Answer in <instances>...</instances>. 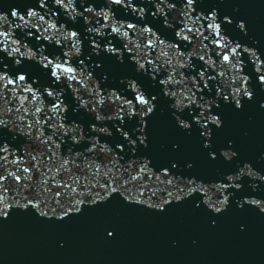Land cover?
Listing matches in <instances>:
<instances>
[{
    "label": "water",
    "instance_id": "obj_1",
    "mask_svg": "<svg viewBox=\"0 0 264 264\" xmlns=\"http://www.w3.org/2000/svg\"><path fill=\"white\" fill-rule=\"evenodd\" d=\"M156 2L157 0H132L137 9L144 8V13L141 14L123 5L110 4L109 0H73V6L80 7H76V11L70 14L65 8L55 4L54 0H47L44 7L40 6V0H0V32L9 38V45L15 40L17 44L11 46L18 45L20 52L24 53L23 56H8L6 51L0 52V65L11 61L9 75L11 69H22V74L26 77L23 83L31 86L39 97L37 104L43 109L41 117H51L43 129L44 135H52L53 140L60 145L59 148L53 146L57 152V162L61 158L75 157L76 164L80 165V169L73 168V172L81 176V190L84 185L83 177L89 173V170L84 168L85 157L87 156L89 161L95 158L97 163H107L111 159L110 154L100 152L99 149L95 153H89L84 145H91L98 138L101 145L112 147L120 138L117 131L118 122L114 118L119 101L114 103L107 97L114 90H118L121 99L130 98V94H134L133 90L127 87V79L123 80L124 86L121 87L113 78L105 80L106 73L100 75L93 71L97 60L93 41L101 50L106 47L118 49L117 63H135L131 57L135 52L142 56L146 51L143 45L147 42L148 34L143 29L149 27L167 44H179L185 55L192 53V63H204L198 60L202 37L193 36L189 42L182 40L177 34L186 23H190L181 14L183 6L179 0L176 8L169 9L165 4L161 6V12L153 15ZM84 5H90L93 11L79 15ZM204 7L215 9L221 20L228 15L234 21L232 26H226L229 39L239 40L242 48L255 47L257 54L264 55V0H206ZM13 11L16 15H13ZM30 11L36 12L37 15L29 16ZM99 13H107L109 20L106 21ZM41 16L44 17L43 20H40ZM240 20L247 25V35L235 28V22ZM45 22L54 23L59 31L45 32ZM130 23L135 24L136 28L127 29V37L111 29V24ZM201 23L206 25L208 22ZM124 30L122 28L121 32ZM73 31L77 33L75 39L79 41V51L73 48L72 39L65 38ZM204 34L208 35V31ZM211 39L212 37L203 41L210 48ZM136 45H140V48ZM128 48H132L133 53H129ZM44 57L54 64L67 61L78 73L83 69V79L86 80L88 88L81 87L75 81L57 79L52 75L54 68L45 67L42 63ZM124 57H128V60H124ZM17 58L20 59V64L15 63ZM212 58L218 60L215 55ZM237 58L241 62V75L248 77L253 89V99L243 101L242 111L227 108L223 110V127L215 132L214 142L218 146L231 142L240 159L248 161L264 175V107H261L264 104V86H260L253 78L258 73L257 66L252 63V56L241 52ZM261 59H264V56ZM105 65L111 67L112 61L105 60L101 67ZM204 67L208 68V65L205 64ZM191 70L188 67L183 69L185 72ZM196 70L199 71V68ZM213 70L209 68V71ZM89 72L92 73L90 79L87 76ZM113 73L118 76L121 70L115 69ZM163 75L164 72L161 71L157 79ZM229 75H232L231 71ZM108 84H115L116 88H102L101 95L106 99L102 104L95 103L98 97L91 89ZM154 85L151 71L137 81V87L141 90L144 87L151 90ZM222 86L228 87L227 83ZM49 92L53 95H48ZM3 95L10 97L12 93L5 89ZM57 101L63 102L58 115L51 111ZM14 104L15 102L13 106ZM26 106L30 109L35 107ZM7 107L5 103L0 111L5 119L8 118ZM97 113L102 119L96 118ZM61 123L64 128L56 129L55 125ZM101 128L106 131H100ZM65 129H68L67 136L63 135ZM32 131L35 136V128ZM73 134L77 136L79 143L68 139ZM147 134L148 147L142 149V155L151 159L153 164L177 162L183 169L184 163L191 161L194 164L191 174L206 181L217 180L224 171L229 170L222 159L209 162L204 157L196 136L187 137L176 129L163 107L158 115L149 121ZM6 142L10 150L23 156L25 166L30 162L29 154L47 153V145L20 133L19 129H16ZM174 144L181 146L180 152L172 151ZM76 151L81 153L78 157L75 155ZM11 159L9 156V160ZM7 168L15 170L11 164H8ZM120 172L123 173L121 180L128 178L127 172H123V169H120ZM4 174L7 175L6 172ZM38 178L39 173H36L32 188L19 189V192L38 198L35 187ZM90 178L93 183L97 179L101 183L106 179L102 175ZM250 179L254 181L249 186L253 193L249 190L246 193H237L236 197L250 194L264 200V184L259 187L258 177ZM4 183L7 188L6 202L10 203L12 197L19 199L18 189L11 177ZM139 185L138 180L127 187L139 194ZM151 191L156 192L153 200L167 195L166 185L155 181V178L143 189L142 199L146 200ZM208 194L215 198L216 193L211 186ZM197 202L198 198L192 197L180 203L173 202L163 211H159L113 197L95 206L85 205L79 213L63 220L41 217L35 210L22 211L14 206L6 218H0V264H264V213L248 205L243 209L239 208L235 197L219 214L203 205L197 207ZM43 206L42 203L41 207ZM109 231L113 232L112 237L107 235Z\"/></svg>",
    "mask_w": 264,
    "mask_h": 264
},
{
    "label": "snow or ice",
    "instance_id": "obj_2",
    "mask_svg": "<svg viewBox=\"0 0 264 264\" xmlns=\"http://www.w3.org/2000/svg\"><path fill=\"white\" fill-rule=\"evenodd\" d=\"M46 3L47 0H40L41 7H44ZM54 3L65 8L70 14L76 11V7H80V5L73 6V0H54ZM109 3L123 5L132 8L133 11L144 13V8L137 9L132 0H109ZM179 3L183 6L181 14L190 23H186L177 34L182 40L189 42L193 36L202 37L198 60L203 61V64L192 63V53L185 55L179 44H167L149 27L143 29L148 34L147 42L143 45L146 50L143 55L141 56L139 52L133 53V49L128 48V52L133 53L131 59L135 63H117L116 53L118 49L106 47L101 50L100 46L93 41V47L97 50V60L93 71L100 75L106 73L104 75L105 80L113 78L119 82L121 87L124 86L123 80L127 79V87L131 88L134 94H130V98L121 99L118 90H114L107 97L114 103L119 101L114 118L118 122L117 131L120 133V138L112 147L101 145L98 138L95 143L84 145L89 153H95L99 149L100 152L110 154L111 159L107 163H97L95 158L89 161L87 156L85 157L84 168L88 169L89 173L83 177V190H81V176L73 172V168L80 169V165L76 164V158H61L57 162V152L53 146L59 148L60 145L53 140L52 135H44L43 129L51 117H41L40 113L43 109L37 104L39 97L31 86L23 83L26 77L22 74V69H11V75H9L11 61L0 65V111H2L5 103L8 105V118L5 119L4 115L0 114V137H3L0 139V169H2L0 171V218H6L15 206L22 211L35 210L41 217H55L58 220H63L70 215L79 213L85 205L95 206L107 202L113 197H119L129 204L142 205L159 211H163L166 206L173 202L180 203L186 199L197 197V207L203 205L217 214L224 211L235 197L239 208L243 209L245 205H248L256 207L264 213V200L255 198L250 194L236 197L237 193L249 192L250 184L254 183L250 179L252 177H258L259 187L264 184V175H261L248 161L241 160L231 142H225L223 146H218L214 142L215 132L223 127L224 122L221 119L223 110L227 108L242 111L243 101L253 99V89L249 84L248 77L241 75V62L237 57L240 56L241 52H247L252 56V63L257 66L256 71L258 73L253 78L260 86H264V59H261L264 55L257 54L255 47L242 48V43L239 40L229 39L230 35L226 26H232L234 21L228 15H225L221 20L215 9L204 7L206 0H179ZM165 4L169 9H174L177 7V0H171V2L169 0H157L156 11L152 14L156 15L161 12L163 10L161 6ZM92 11L93 8L90 5H84L79 15ZM13 15H16L15 11H13ZM36 15L37 13L34 11L29 12V16ZM99 15H103L106 21L109 20L107 13H99ZM166 16L167 13H165ZM20 18L23 19L22 16ZM39 18L40 20L44 19L43 16ZM201 21L208 23L205 25ZM45 23L47 24V27L44 28L45 32L49 30L59 31L54 23ZM122 28L125 29L123 32H121ZM135 28L136 25L131 23L127 25L111 24L112 31L124 37L129 35L127 29ZM235 28L247 35V25L244 21L235 22ZM205 31H208V35L204 34ZM189 33L193 35L190 36ZM0 37H4V39H0V52L6 51L8 56L24 55L20 52L18 45L11 46L17 44L15 40H12L9 45L7 43L9 38L4 33L0 32ZM76 37L77 33L73 31L68 33L65 38L72 39L73 48L79 51L77 47L79 41L75 39ZM210 37H212L210 40L211 48L208 44L203 43ZM136 47L140 48V45H136ZM169 49L172 51L170 52ZM206 49L208 51H205ZM213 55L218 57V60H214ZM105 60H111L112 66L105 65L102 68L101 65ZM124 60H128V57H124ZM15 63L20 64V59L17 58ZM42 63L45 67L52 66L54 68L52 75L57 79L64 78L68 81H75L81 87L88 88L86 80L83 79V69L78 73L77 69L73 68L67 61L54 64L47 57L43 58ZM205 64L208 65V68L204 67ZM185 67L192 70L185 72L183 71ZM197 67L199 71L196 70ZM209 68L214 70L209 71ZM115 69L121 70V74L114 76L113 70ZM149 71L152 73V80L155 81V85L151 90L149 87H144L141 90L137 87V81L141 76L146 77ZM161 71L164 72V75L157 79ZM230 71L232 75H229ZM87 76L90 79L92 73L89 72ZM97 78L99 79V75ZM225 83L228 85L227 88L222 86ZM104 87L116 88V85H98L95 89H91L92 93L98 97L95 103L102 104L106 99L101 95V89ZM5 89L12 93L10 97L3 95ZM48 95L53 94L49 92ZM13 102H15L14 106ZM62 103V101H57L52 106L51 111L58 115L62 110ZM26 105H35V107L30 109ZM162 107L168 112L176 129L187 137L196 136L200 149L209 162L222 159L229 170L224 171L217 180L206 181L191 174L194 169V164L191 161L185 162L183 169H181L177 162L153 164L151 159L143 156L142 149L148 147L147 129L149 121L158 115ZM96 118L102 119L99 113H97ZM50 127L52 126L50 125ZM34 128L35 136H33L32 131ZM55 128L61 129L64 128V125L61 123L55 125ZM16 129H19L20 133L39 140L41 144L47 145V153L29 154L30 162L25 166L23 156L17 155L14 150H10L6 142ZM93 129H95V124H93ZM100 131H106V129L101 128ZM67 133L68 129H65L63 135L67 136ZM68 139L79 143L75 134ZM172 151L180 152L181 146L179 144L172 145ZM80 154L79 151H76L75 155L78 157ZM9 156L12 157L11 160H9ZM8 164L13 165L15 170L7 168ZM120 169L128 173V178L121 180L123 173L120 172ZM36 173H39V178L35 181L38 198L22 195L19 189L30 190ZM101 175L106 178L102 183L99 179L93 183L90 178H98ZM9 177L15 182L20 196L19 199L12 197L10 203L5 200L7 188L4 183ZM153 178L155 181L166 185V197L153 200L156 192L151 191L146 200L142 199L143 189H146L148 184L153 182ZM138 180L141 190L139 194H136L127 185ZM97 184L99 189H97ZM167 186L171 187L168 188ZM209 186L216 193L214 199L208 194ZM250 192L252 191L250 190ZM42 203L43 207H41ZM107 235L112 237L113 232L109 231Z\"/></svg>",
    "mask_w": 264,
    "mask_h": 264
},
{
    "label": "clouds",
    "instance_id": "obj_3",
    "mask_svg": "<svg viewBox=\"0 0 264 264\" xmlns=\"http://www.w3.org/2000/svg\"><path fill=\"white\" fill-rule=\"evenodd\" d=\"M262 91H264V89H262ZM261 107H264V104H262Z\"/></svg>",
    "mask_w": 264,
    "mask_h": 264
}]
</instances>
